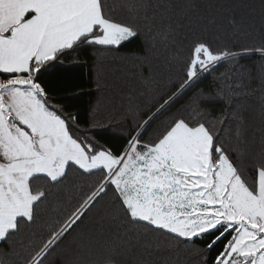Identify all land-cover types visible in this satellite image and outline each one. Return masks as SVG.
<instances>
[{
    "label": "snow or ice",
    "instance_id": "obj_1",
    "mask_svg": "<svg viewBox=\"0 0 264 264\" xmlns=\"http://www.w3.org/2000/svg\"><path fill=\"white\" fill-rule=\"evenodd\" d=\"M259 2V27L251 17L225 18L233 29L257 33L238 47L217 43L213 0H0V264H43L73 234L70 251L83 264L101 243L108 249L103 264H121L122 254L125 264H151L161 251L197 240L209 251L222 244L212 264H264ZM233 7L252 6L234 0ZM133 40L140 41L136 50L114 55ZM85 49L90 65L80 55ZM253 55L257 73L234 64L198 88L222 63ZM79 67L91 70L87 93H69L72 78L45 82L56 68ZM93 91L131 119L119 148L96 139L110 125L93 118L82 128L79 114L66 110L63 101ZM254 150L258 162L249 163ZM63 211V221L55 219ZM45 212L59 227L34 246L51 228Z\"/></svg>",
    "mask_w": 264,
    "mask_h": 264
},
{
    "label": "trees",
    "instance_id": "obj_2",
    "mask_svg": "<svg viewBox=\"0 0 264 264\" xmlns=\"http://www.w3.org/2000/svg\"><path fill=\"white\" fill-rule=\"evenodd\" d=\"M109 4L112 3V0H108ZM200 3H207V0H199ZM247 2L252 6L251 8L246 7H233L234 0H213V3L217 5V8L214 9V13L217 16V28L214 30V34L219 36L217 43L223 44H235L238 47L248 44L257 38V33L250 28L233 29L226 23V17L229 15H235L238 19L243 16L245 19L249 17L252 18V22L259 27L261 23V7L259 0H247ZM254 8V11H253ZM119 18V16H118ZM242 31L250 32V35H243ZM140 45L139 40H133L131 43H125L118 51L114 52V55L120 56L125 53H129L133 50H136ZM81 58L86 59L91 64V50L85 49L81 52ZM189 55V50L185 47L184 52L182 53L183 57ZM67 63V61H65ZM260 59L258 56H250L240 59L239 61H230L222 63L217 67L214 72L209 75V77L202 81L198 88L208 89L213 85V77L219 76L221 73H225L229 70L231 66L243 65V66H253V73H257L260 65ZM173 76H176L175 71ZM68 78H72V86L67 88L69 93H75L77 91H83L87 93L88 90L92 87L91 85V70L90 67H79L72 69L71 72H67L64 69L56 68L51 74L45 76V82H63ZM161 92L165 91L168 87L167 80H164L158 86ZM63 93H54V95H62ZM191 95V93H189ZM99 98L100 104L97 105L95 102ZM187 97L182 99L177 105L174 106L172 111L174 112L176 108L180 107L181 104L185 103ZM66 106V110L69 113H78V119L80 126L82 128H87L89 122L95 118L99 123L104 125H110L109 133L101 136H97L96 139L101 143H106L111 145L114 148H119L124 141L121 139V129L126 128L131 124V119L127 121L123 118V113L117 108H113L111 102L106 97L104 93L92 92L91 95L82 94L77 99L72 101H63ZM96 108L97 110L93 113L92 109ZM220 107L216 106L212 108L213 113H218ZM161 120L164 119L162 116ZM251 122L254 127L259 126V113L257 112L251 118ZM160 123V120H157L153 123L152 127L148 129V132L145 133V137L152 133V130ZM252 137L250 136V140ZM255 145L258 146L261 140L260 134L255 135ZM255 150L253 151V156L249 157V163H257L258 159L255 157ZM65 209L70 207L69 205L64 206ZM67 215V211L61 212L55 219L63 221L64 216ZM55 219L50 221L47 212L42 214V222L50 223L51 228L45 227L44 230L40 231L35 238L34 246H39L44 239L49 235V231L56 230L59 227L55 223ZM73 235L68 236L67 238L58 242L57 246L48 253L47 257L44 259L43 264H83L81 259L77 262L74 253L70 251L72 248V239ZM223 243V242H222ZM222 244H218L211 251L206 248V244L203 241L197 240L194 244H182L179 248L172 251H161L160 253L151 257V264H204V258L207 257L208 264H212V261L218 254L221 249ZM5 245L0 244V249L4 248ZM108 255V249L103 243L98 244L94 249L93 255L91 257V264H103L104 259ZM118 259L121 260V264H125L128 257L122 254ZM138 259V257H137ZM17 264H20L19 260Z\"/></svg>",
    "mask_w": 264,
    "mask_h": 264
}]
</instances>
